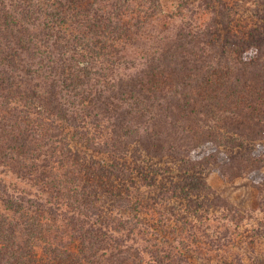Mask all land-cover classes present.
<instances>
[{"label": "trees", "instance_id": "trees-1", "mask_svg": "<svg viewBox=\"0 0 264 264\" xmlns=\"http://www.w3.org/2000/svg\"><path fill=\"white\" fill-rule=\"evenodd\" d=\"M161 2L0 0V264H264V224L188 166L210 134L227 168L263 171L264 10L239 32L216 11L219 50L214 20L148 31Z\"/></svg>", "mask_w": 264, "mask_h": 264}, {"label": "rangeland", "instance_id": "rangeland-1", "mask_svg": "<svg viewBox=\"0 0 264 264\" xmlns=\"http://www.w3.org/2000/svg\"><path fill=\"white\" fill-rule=\"evenodd\" d=\"M181 1L182 0H162L161 13H157L159 20L156 19V23H153L151 20L147 24L148 31L152 29L172 31L174 24L180 25L182 19H184L183 21L185 23H191L193 25V30L197 31L199 29L197 27L200 24L205 26L212 23L214 20V24L217 25L215 32L218 35L215 33L214 38L210 40V44L208 46L209 48L213 46L219 50L221 49L223 42H221L220 47L219 43L225 37L227 30L223 27V22L220 18L216 17V11L226 12L230 18L231 24L229 25L228 30L239 32L238 30L248 29L249 27H252V25H255L262 17L264 10V0H222L220 3L215 0H205L203 3L200 2L201 0H189L190 4L187 7H185V5L179 7L178 5ZM124 4L129 7L128 2ZM130 6L134 11H139V6H134L133 4L131 5V3ZM231 20H233V24L231 23ZM151 22L154 24V27ZM199 32H201V30ZM126 47L129 50V54L125 55L123 58L125 59L123 62V71L119 75L121 78L134 74L136 69L140 68L137 66H141V63L138 61H143L140 53L136 51V48L134 49L132 44H129ZM197 52L199 53L198 49ZM134 64L137 65L136 69L134 68ZM209 115L210 116L208 118H203L204 121L208 123H204L207 126L217 122L214 117L220 120L222 118V115L213 114L211 112ZM99 124L104 130L106 122L99 120ZM202 127L207 128L204 125ZM210 138L211 135L208 134L204 145H201L200 147L197 146L192 152L188 151L191 152L190 155L193 157V160L200 163L188 166H200L198 167V170L204 175V179L207 181V184L211 187V189L220 198L234 205L248 215V219H246L245 222L251 223L252 225H256L259 222L264 224V212L261 210V202L264 201V191L258 186V184L261 183L262 176L260 177V175L264 171V168L263 171L261 170L256 174L255 172L248 173V171L245 170L239 173L240 169L238 167H233L231 169L227 168V166H225L226 159H222V154L232 150L227 146H216L207 142ZM254 146L256 148L255 156L262 158L264 163V139L257 141ZM243 152H246V150L243 149ZM156 158L158 159L154 158L155 160L153 161V164L150 163V165L148 163L146 167L156 169L154 166L155 163L162 166H165L168 163L170 168H174V171L178 169V165L172 164L171 161H168L167 157L165 158L166 160H160L159 156H156ZM17 187L23 189V185H18ZM108 205L112 206V203L109 202ZM169 207L170 205L167 203L165 207H162L161 211L165 213L167 212L166 215L170 220L168 224H171L173 221H171L172 217L169 215ZM239 237L238 240H240ZM257 250L263 252L264 243H262V245H258ZM203 254L204 255L201 259L199 257L194 258V264H200V262L206 258L217 261L214 253L211 256L207 252H203Z\"/></svg>", "mask_w": 264, "mask_h": 264}]
</instances>
